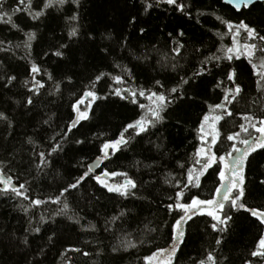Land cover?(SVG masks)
Instances as JSON below:
<instances>
[{"label": "trees", "instance_id": "16d2710c", "mask_svg": "<svg viewBox=\"0 0 264 264\" xmlns=\"http://www.w3.org/2000/svg\"><path fill=\"white\" fill-rule=\"evenodd\" d=\"M40 3L42 0H33L34 5ZM187 3L191 4L192 19L173 13L167 6H161L151 10L150 14H144L141 0H81L82 7L79 12L82 35L72 43V50L66 51L63 60L53 56L43 57V53L54 51V45L61 42L58 39L61 36L65 37L64 42H68L65 26V17L71 14L68 11V5H65V11L59 13L55 9L50 10L51 15L40 22L31 21L25 14L13 17L24 31H37L38 38L33 42L32 58L43 69L52 72L57 79L71 76L73 81L71 85H68L65 80V84L62 85L63 95L48 96L45 91L38 98L35 107L28 111L22 106L25 90L20 86L25 79L24 68L27 66V61L19 57L25 55V50L22 46L14 49L15 56L12 53L0 52V70L10 71L19 78L17 86L11 91L0 89V110H6L14 122L11 135L5 130L4 125L0 124V161H3L5 165L10 164L11 171L8 174L12 175L17 183L27 182L28 195L31 199L46 200L58 195L63 185L82 173L83 169L74 167L77 161L83 158L91 162L98 154L97 147L100 141L94 140L93 136L99 132H104L105 138L118 134L122 125L139 112L135 105L115 97L97 101L96 105H93L91 119L82 122L77 129H73L64 143V151L50 158L53 161L52 165L42 172H38L35 168L37 161L33 160V148L38 146L37 151L50 150L49 137L64 129L69 122L73 115L70 104L81 95L89 78L94 77L99 71L113 74L118 72L111 67L113 58L105 57L99 52V48L116 47L119 55L127 57L120 63L133 68L135 79L129 82L131 86L139 84L150 87L154 83L153 78H156L171 87L178 81L179 76L170 68L171 42L167 37V31L177 25L185 28L186 50L183 58L179 60L180 67L177 71L179 75H191L199 65V60L202 59L198 54L193 55V45L202 47L205 55L214 52L216 47L220 46L221 41L213 36V32L222 30V25L214 20L213 13L233 20L264 19V10L261 6H257L251 13L234 14L222 6L219 0H187ZM16 6L17 0H6L5 10L11 11ZM138 11L139 22L135 28H131L127 20ZM198 12H204L207 15L197 16ZM55 17L59 19H54ZM197 19L200 21L199 24L196 23ZM165 24L169 27L161 31ZM140 26L148 27L149 31L145 37L138 39ZM89 29L95 36L94 42L87 39ZM109 32L113 39H104L103 37ZM124 36L128 37L129 51H134L137 55L146 53L149 56L147 62L143 60L138 62L128 56V52H120L117 45L122 42ZM23 39V32H16L9 26L0 24V40L11 41L13 45H22ZM166 41H168L167 45ZM199 41L203 43L200 44ZM223 43L230 45V38H225ZM235 63L246 69L241 77L245 96L234 105V116L221 121L220 128L224 134L238 130L239 124L243 123L240 119L241 114L255 110L257 115H260V109L264 108V105H258L255 109L250 107L251 100L258 95L255 77L249 75L246 61ZM137 64L139 67H134ZM226 64L227 62H224L221 67H225ZM219 72L220 69H213V73ZM215 78L222 77L216 75ZM109 83L111 82L108 80L102 81L97 86V92L100 95L106 94ZM213 83L212 75L201 80L199 95L196 96L195 102H179V107L167 118L166 125L161 126L163 136L167 138L164 142L169 150V156L165 158L162 165L160 153L148 143L149 139L156 141V135L146 136L139 144L134 142L135 147L132 150L118 153L111 162H105L109 170L129 172V175L138 182V188L135 191L136 197L140 198L129 197L123 200L119 197H110L105 193L100 201H95L93 193L100 195L103 190L98 191L95 181L88 179L80 190L68 196L70 206L68 214L78 213L83 216L84 219L80 224H73L66 216H58L55 222L50 220L47 224L41 225V233L28 236L29 246H17L16 238H23L26 235L24 229L28 227V216L19 210L18 205L20 203L27 205L28 201L0 197V264H30L34 257L40 261V264H144L145 256L151 255L157 247H166L169 242L170 228L165 227L163 222L167 220L170 225L172 218L166 215L163 205L169 202L167 197L173 195L175 189L163 183V173L172 172L174 176L180 178L184 170L179 169L178 163H184L186 167L192 165V156L198 143L195 128L203 112L206 111V105L202 101L208 99L209 102H213L218 93V90L212 91ZM188 95H192V92L189 91ZM142 102L147 103V101ZM49 117H51V127L41 123ZM29 136L33 138L35 145L26 143ZM77 139L86 142L83 145H77L75 144ZM228 150V142L218 143L215 148L217 155H223ZM13 154H15L14 159ZM250 159L251 163L246 169V202L253 207H264V185L259 184V181L264 179V155L254 154V158ZM136 160L142 161L143 164L159 166L160 171H157L156 167L145 168L143 164L137 169L133 166ZM104 167L105 165H102L100 169H97V173ZM217 184L215 171L209 170V174L202 178L199 189L193 188L186 192L185 201H190L194 195L202 199L210 198ZM90 199L93 201L91 204L88 202ZM60 207L62 205L45 204L33 209L29 215L35 222L41 215L48 217ZM119 208L130 210L125 220L120 222V227L125 232L132 233V239L137 243L140 239H144L146 243L143 245L138 243L136 249H130L129 252L114 257L110 252V245L115 243V235L104 230V218L112 215ZM230 214L233 215L234 222L230 224V232L224 237L225 242L219 249L218 258L222 264H244L260 233L264 231V227L259 226L258 222L247 213L231 212ZM211 223L210 217L207 216H197L194 221L189 222L186 226V243L177 253L175 264H189L191 257L202 258L206 251L215 247L214 239L218 234L211 231ZM145 224L149 227L159 226L160 231L151 235L138 231V229L143 230ZM90 225H95L96 231L86 230ZM53 230L56 235L53 243L48 244L47 237L52 235ZM41 247L45 249V253L38 255ZM70 248H81L82 251H88L91 255L85 257L81 253L68 252L69 259L62 260L60 253ZM98 250L102 252L99 257L96 255ZM224 257H227V260H224Z\"/></svg>", "mask_w": 264, "mask_h": 264}, {"label": "snow or ice", "instance_id": "6c2138e0", "mask_svg": "<svg viewBox=\"0 0 264 264\" xmlns=\"http://www.w3.org/2000/svg\"><path fill=\"white\" fill-rule=\"evenodd\" d=\"M221 4L234 14L251 13L257 6H261L264 10V0H221ZM5 5L6 0H0V24L9 26L16 32H23L24 39L22 45H13L11 41L0 40V52L12 53L15 56L14 49L22 46L25 50V55L19 57V59L27 61V66L24 68L25 79L20 86L25 90V100L22 106L31 111L38 98L45 91H47L48 96L63 95L62 85L65 84V80L68 85H71L73 81L71 76L57 79L52 72L43 69L32 58L33 42L37 41L38 38L37 31H24L20 24L14 21L13 17H18V14H25L31 21L40 22L51 15L50 10L55 9L59 13L65 11V5H68V11L71 12L65 17L66 40L68 42H64L65 37L61 36L58 38L61 42L54 45V51L43 53V57L53 56L63 60L66 51L72 50V43L82 35L79 12L82 7L81 0H42V3L37 5L33 4V0H17V6L11 11L5 10ZM161 6H167L173 13H179L182 17L188 19L193 17L190 10L191 4L187 3V0H141L144 14H150L151 10ZM204 15L207 13H197V16ZM212 15L214 20L222 25V30L213 32V36L221 41L220 46L216 47L214 52L205 55L204 49L194 44L193 55L198 54L202 59L199 60V65L191 75H179L177 71L180 67L179 60L183 58V53L186 50L185 28L182 25H177L167 31V37L171 42L169 54L172 62L170 68L179 76L178 81L171 87L166 86L161 79L156 78H153L154 83L150 87L139 84L131 86L129 82L135 79L133 68L120 63L127 57L119 55L116 47L104 46L99 48V52L103 53L105 57L111 56L113 58L111 67L118 72L113 74L112 72L99 71L94 77L89 78L81 95L70 104L73 115L69 122L64 126V129L49 137L50 150L37 151L38 146L33 148V160L37 161L35 168L38 172H42L52 165L53 161L50 158L54 154L64 151V143L68 140L73 129H77L82 125V122L91 119L93 105H96L97 101L115 97L135 105L139 112L122 125L118 134L105 138L106 134L99 132L93 136L94 140L100 141L97 147L98 154L91 162L83 158L77 161L74 167L83 169L82 173L63 185L58 195L46 200L31 199L28 195L29 185L27 182L17 183L13 176L8 174L11 171L10 164L5 165L3 161H0V197L28 201L27 205L23 203L18 205L19 210L28 216V227L24 229L26 235L23 238H16L17 246H29L28 236L41 233V225L47 224L50 220L55 222L58 216H66L73 224H80L81 220L84 219L83 216L78 213L68 214L70 210L68 196H71L74 191L80 190L88 179L95 181L98 191L103 190L100 195L93 193L95 201H100L105 193L110 197H119L123 200L136 197L135 190L138 188V182L129 175L128 171L109 170L105 162H111L118 153L132 150L135 144L141 143L146 136L156 135V141L149 139L148 143L152 144L160 153L162 165L165 158L169 156V150L164 142L167 138L163 136L161 126L166 125L167 118L176 111L179 102H195L196 96L199 95L198 89L201 80L209 75H212L214 80L212 91L218 90V93L215 101L209 102L208 99L202 101L206 105V111L203 112L195 128L198 143L192 156V165L186 167L184 163H178L179 169L184 170L180 178L174 176L172 172L165 171L163 173V183L175 189L174 194L167 197L169 202L163 205L166 215L172 218L170 225L167 220L163 222L165 227L170 228L169 242L166 247H157L151 255L145 256L143 258L144 264H175L177 253L186 243V226L189 225L190 221H194L197 216L210 217L212 221L210 224L211 231L218 235L214 239L215 247L206 251L202 258L191 257L189 264H222L218 258L219 249L225 242V235L230 232V224L234 222L231 212L247 213L254 221L258 222L259 226L264 227V207H253L246 202V169L251 163L250 158H254V154L264 155V108L260 109V115H257L255 110L241 114L240 119L243 123L239 124L238 130L224 134L220 128L221 121L234 116V105L244 99L245 96L241 77L245 74L246 69L237 65L236 61H246L249 75L255 77L258 95L251 100L250 107L255 109L258 105H264V27H262L264 26V19L257 21L243 18L233 20L215 13ZM138 16L139 11L131 15V18L127 20L129 27L135 28L137 26ZM54 19H59V17ZM196 23H200L199 19L196 20ZM168 27V24H165L160 30L164 31ZM138 31V39H140L145 37L149 29L146 26H140ZM91 32L92 30L89 29L87 39L94 42L95 36ZM103 38L106 40L113 39L110 32ZM225 38H230V45L223 43ZM167 43L168 41L165 42L166 45ZM198 43L202 44L203 42L199 41ZM117 47L121 53L128 52V56L138 62L149 60L146 53L137 55L136 52L129 51L127 36L123 37L122 42ZM153 50H156L155 47ZM224 62H227L226 66L221 67ZM134 67H139V64ZM164 67H168V65H164ZM213 69H220V72L218 74L213 73ZM216 75H220L222 78L216 79ZM18 79V75L7 70H0V89L11 91L17 86ZM105 80L111 83L108 84L107 93L100 95L96 89ZM189 91L192 92V95H188ZM142 101H147V103ZM17 103L19 102L17 101ZM50 121L51 117L41 121V123L51 127ZM0 124H3L5 130L11 135L14 122L6 110H0ZM85 142L82 139L75 140L77 145H83ZM223 142H228L229 150L223 155H217L215 148L218 143ZM26 143L35 145L31 136L27 138ZM14 158L15 154H13ZM142 164V161L136 160L133 166L139 169ZM102 165L105 167L97 173V169H100ZM217 166L218 171H216ZM143 167H156L157 171H160V167L153 164H143ZM209 170L215 171V178L218 181L211 197L202 199L194 195L190 201L186 202V192L193 188L199 189L202 178L209 174ZM117 177H122V181H116L115 178ZM259 184L264 185V179H261ZM88 202L93 203L91 199ZM45 204L62 205V207L48 217L41 215L39 220L34 222L29 213ZM128 211L130 210L119 208L112 215L104 218V230L115 235V243L110 245V252L114 257L129 252L130 249H136L138 243L139 245L146 243L144 239H140L137 243L132 239V233L125 232L120 227V222L125 220ZM86 230L94 232L96 226L90 225L89 229ZM138 231L151 235L160 231V227H149L148 224H145L143 230L138 229ZM55 235L53 230L52 235L47 237L48 244L53 243ZM68 252L81 253L85 257L91 255L90 252L82 251L81 248H70L60 253L62 260L69 259ZM44 253L45 249L41 247L38 255ZM96 255L99 257L102 252L98 250ZM224 260H227V257H224ZM30 264H40V261L34 257ZM244 264H264V231L260 233L254 247L249 252V258L244 261Z\"/></svg>", "mask_w": 264, "mask_h": 264}, {"label": "rangeland", "instance_id": "374dc122", "mask_svg": "<svg viewBox=\"0 0 264 264\" xmlns=\"http://www.w3.org/2000/svg\"><path fill=\"white\" fill-rule=\"evenodd\" d=\"M116 181H122L120 177L115 178Z\"/></svg>", "mask_w": 264, "mask_h": 264}, {"label": "water", "instance_id": "95a60500", "mask_svg": "<svg viewBox=\"0 0 264 264\" xmlns=\"http://www.w3.org/2000/svg\"><path fill=\"white\" fill-rule=\"evenodd\" d=\"M219 1H221V0H219Z\"/></svg>", "mask_w": 264, "mask_h": 264}]
</instances>
